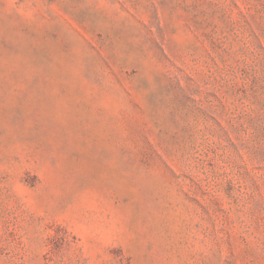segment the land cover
I'll return each mask as SVG.
<instances>
[{"label": "rangeland", "instance_id": "1", "mask_svg": "<svg viewBox=\"0 0 264 264\" xmlns=\"http://www.w3.org/2000/svg\"><path fill=\"white\" fill-rule=\"evenodd\" d=\"M0 264H264V0H0Z\"/></svg>", "mask_w": 264, "mask_h": 264}]
</instances>
